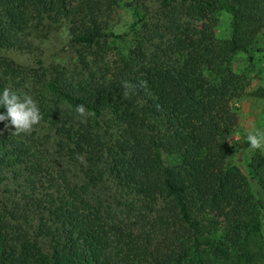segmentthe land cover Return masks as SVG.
<instances>
[{
	"label": "trees",
	"instance_id": "trees-1",
	"mask_svg": "<svg viewBox=\"0 0 264 264\" xmlns=\"http://www.w3.org/2000/svg\"><path fill=\"white\" fill-rule=\"evenodd\" d=\"M61 29L69 61L8 55ZM261 35L264 0H0V91L38 81L42 114L0 122V264H264V149L249 177L229 141Z\"/></svg>",
	"mask_w": 264,
	"mask_h": 264
},
{
	"label": "rangeland",
	"instance_id": "rangeland-1",
	"mask_svg": "<svg viewBox=\"0 0 264 264\" xmlns=\"http://www.w3.org/2000/svg\"><path fill=\"white\" fill-rule=\"evenodd\" d=\"M217 24L215 32L218 38H228L232 35V15L221 11L217 14ZM132 15L129 10H124L120 14L119 20L115 23V28L118 32H124L130 22ZM259 47L261 50L254 52L253 58H250L245 53H239L235 59L236 70L245 75L248 86L246 94L232 101V108L238 115V125L234 133L229 137V141L233 147L231 153L232 161L239 165L250 177L249 165L251 156L254 152L263 149L253 150L246 141V135L257 129H264V96L254 95V92L259 88H264V35L259 37ZM40 50L33 52L11 51L8 55L15 58L18 62L38 69V58L41 57L48 64L52 61H69L75 57L76 53L72 46L68 43V36L65 29L54 33L49 39L40 43ZM25 88H22L17 94L23 96L25 94L31 96L40 105L41 84L37 81H27ZM39 124L33 127V130L38 129ZM32 130V131H33ZM254 191L260 192V187L257 181L252 180ZM264 220V215H263Z\"/></svg>",
	"mask_w": 264,
	"mask_h": 264
},
{
	"label": "clouds",
	"instance_id": "clouds-1",
	"mask_svg": "<svg viewBox=\"0 0 264 264\" xmlns=\"http://www.w3.org/2000/svg\"><path fill=\"white\" fill-rule=\"evenodd\" d=\"M127 87L125 84V88ZM0 108L6 109L0 112V122L8 121V125L14 126V133L17 135L30 134L33 127L42 119L40 108L31 96L27 94L21 96L8 87L0 91ZM76 112L81 117L87 116L83 105H78ZM246 141L253 150L264 149V129L249 132L246 135Z\"/></svg>",
	"mask_w": 264,
	"mask_h": 264
}]
</instances>
